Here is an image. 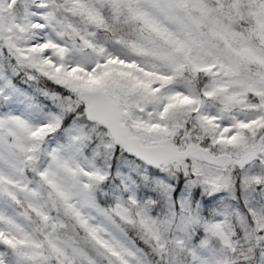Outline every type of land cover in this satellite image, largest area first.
Masks as SVG:
<instances>
[{"label":"snow or ice","instance_id":"1","mask_svg":"<svg viewBox=\"0 0 264 264\" xmlns=\"http://www.w3.org/2000/svg\"><path fill=\"white\" fill-rule=\"evenodd\" d=\"M0 264H264V0H0Z\"/></svg>","mask_w":264,"mask_h":264}]
</instances>
